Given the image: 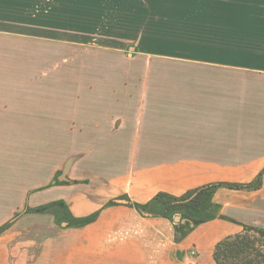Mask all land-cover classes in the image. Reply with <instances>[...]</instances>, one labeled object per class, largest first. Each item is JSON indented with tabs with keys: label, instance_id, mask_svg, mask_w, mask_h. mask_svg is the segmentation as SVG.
<instances>
[{
	"label": "rangeland",
	"instance_id": "1",
	"mask_svg": "<svg viewBox=\"0 0 264 264\" xmlns=\"http://www.w3.org/2000/svg\"><path fill=\"white\" fill-rule=\"evenodd\" d=\"M249 47L264 51V0H0V183L15 210L0 234L51 216L57 187L212 145L214 112L198 95L227 69L197 62ZM201 210L175 215L214 212ZM257 220L247 226L264 233Z\"/></svg>",
	"mask_w": 264,
	"mask_h": 264
},
{
	"label": "crops",
	"instance_id": "2",
	"mask_svg": "<svg viewBox=\"0 0 264 264\" xmlns=\"http://www.w3.org/2000/svg\"><path fill=\"white\" fill-rule=\"evenodd\" d=\"M230 27L237 30V26ZM244 27L246 35L254 31ZM246 52L242 59L231 50L230 56L197 62L227 69L214 73L212 90L208 89L213 94L198 95L204 97L199 106L205 103L214 112L212 145L192 142L197 151L134 155V159L160 161L96 184L55 188L58 195L52 200L61 204L51 216L33 219L25 214L0 234V264H193L194 260L217 264L216 245L264 216V51L257 50L255 56L249 47ZM261 173L258 190L217 188L212 193V201L219 205L214 219L196 224L194 219L183 218L185 223H177V215L160 214L164 207L157 199L161 195L180 198L209 185L251 183ZM6 186L0 183L4 194L0 226L15 215ZM127 198L150 205L149 210L140 212L120 202ZM191 250L197 252L196 257L190 255Z\"/></svg>",
	"mask_w": 264,
	"mask_h": 264
},
{
	"label": "trees",
	"instance_id": "3",
	"mask_svg": "<svg viewBox=\"0 0 264 264\" xmlns=\"http://www.w3.org/2000/svg\"><path fill=\"white\" fill-rule=\"evenodd\" d=\"M264 173V172H263ZM263 173L260 174L258 179L251 183H244V184H232V183H219L214 185H209L200 189H197L193 192L188 193L187 195L176 198L167 195H161L157 200L161 201V204L164 208H161L162 216L172 218L173 216L170 215L171 211L173 215L179 213L177 211L181 208H188L192 207L193 210L201 212L210 213L211 211L213 214H209L208 216H204L203 218H199L196 220V224L204 221H208L214 219L218 216L219 205L215 204L211 200L207 201L209 204H196L193 206L192 202H187L188 198L193 196H200L209 193H213L219 187H227L233 190H258L262 186V178ZM168 199V201H166ZM128 203L131 206L135 207L140 212L148 211L150 205H139L136 203H132L130 199H128ZM160 211V212H161ZM210 211V212H208ZM94 215L92 218H88L86 221H91L95 218ZM180 238L177 236V240ZM214 259L217 264H264V233L262 230H258L254 227L244 225V230L238 234L231 235L222 241H220L214 251Z\"/></svg>",
	"mask_w": 264,
	"mask_h": 264
},
{
	"label": "water",
	"instance_id": "4",
	"mask_svg": "<svg viewBox=\"0 0 264 264\" xmlns=\"http://www.w3.org/2000/svg\"><path fill=\"white\" fill-rule=\"evenodd\" d=\"M120 202H122V203H128V201H126V200H120ZM175 221H176L177 223H180V222L185 223V222H186V221L183 220V219L181 218V216H179V215H177V216L175 217Z\"/></svg>",
	"mask_w": 264,
	"mask_h": 264
},
{
	"label": "built area",
	"instance_id": "5",
	"mask_svg": "<svg viewBox=\"0 0 264 264\" xmlns=\"http://www.w3.org/2000/svg\"><path fill=\"white\" fill-rule=\"evenodd\" d=\"M190 255L194 258V257L197 256V252H196L195 250H191V251H190ZM192 263H193V264H197V262H196L195 260L192 261Z\"/></svg>",
	"mask_w": 264,
	"mask_h": 264
}]
</instances>
